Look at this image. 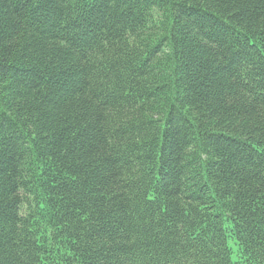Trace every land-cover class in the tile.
Wrapping results in <instances>:
<instances>
[{"label": "trees", "instance_id": "obj_1", "mask_svg": "<svg viewBox=\"0 0 264 264\" xmlns=\"http://www.w3.org/2000/svg\"><path fill=\"white\" fill-rule=\"evenodd\" d=\"M0 264H264V0H0Z\"/></svg>", "mask_w": 264, "mask_h": 264}]
</instances>
